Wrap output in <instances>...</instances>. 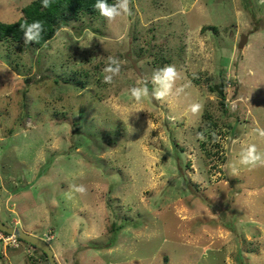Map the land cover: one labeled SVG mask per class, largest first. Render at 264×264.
Masks as SVG:
<instances>
[{
    "label": "rangeland",
    "instance_id": "obj_1",
    "mask_svg": "<svg viewBox=\"0 0 264 264\" xmlns=\"http://www.w3.org/2000/svg\"><path fill=\"white\" fill-rule=\"evenodd\" d=\"M29 1L0 0V19ZM129 9L0 41V219L58 264H264V164L241 163L264 155V0ZM17 242L0 264H50Z\"/></svg>",
    "mask_w": 264,
    "mask_h": 264
},
{
    "label": "trees",
    "instance_id": "obj_2",
    "mask_svg": "<svg viewBox=\"0 0 264 264\" xmlns=\"http://www.w3.org/2000/svg\"><path fill=\"white\" fill-rule=\"evenodd\" d=\"M102 2V0H101ZM112 6L116 0H105ZM98 0H30L21 7L22 14L13 21H5L0 19V41L10 40L11 42L21 43L20 50L25 47H41L45 42L51 39L58 28L67 25L71 19H76L80 13H96L100 12L96 5ZM39 23L40 29H33V35L36 39L31 42H25V31L21 29V25H32ZM211 28L217 31L215 24H207L203 29ZM79 81V80H77ZM209 117V115L207 114ZM212 123H215L212 121ZM9 134L15 131L14 127H8ZM115 228H120L122 224L112 222ZM23 240L22 238H17ZM25 241V240H23ZM91 246H98L94 241H90ZM45 256V252H42Z\"/></svg>",
    "mask_w": 264,
    "mask_h": 264
},
{
    "label": "clouds",
    "instance_id": "obj_3",
    "mask_svg": "<svg viewBox=\"0 0 264 264\" xmlns=\"http://www.w3.org/2000/svg\"><path fill=\"white\" fill-rule=\"evenodd\" d=\"M45 4H47V0H45ZM97 9H99L100 14L107 18L109 21H112L117 16L128 13L129 9V0H118L116 5L109 6L105 0H98L96 5ZM21 29L25 31V42H31L32 40L36 39V36L33 35V29L39 30L40 25L39 23H34L32 25H21ZM118 70V69H117ZM106 71L112 72L114 71L112 68L106 69ZM174 69L168 68L165 69V77L170 80L174 76ZM110 79V77L108 78ZM134 94L138 95L139 91L134 90ZM164 93H157V98H160ZM241 163L244 165H256L257 163L264 164V155L258 154L256 147L250 146L246 152V154L241 159ZM4 222V221H3ZM5 223V222H4Z\"/></svg>",
    "mask_w": 264,
    "mask_h": 264
},
{
    "label": "water",
    "instance_id": "obj_4",
    "mask_svg": "<svg viewBox=\"0 0 264 264\" xmlns=\"http://www.w3.org/2000/svg\"><path fill=\"white\" fill-rule=\"evenodd\" d=\"M248 35L245 33H242L240 35V38L238 40V47L243 46L245 41L247 40ZM214 87L216 90L220 93H222V82L214 83ZM0 193H1V182H0ZM0 228L8 233L14 234L17 238H22L23 240L31 243L34 246L39 247L42 251L45 252L47 259L50 264H58L55 254L53 252V248L49 245L48 241L44 238L37 236L34 233H31L24 228H22L20 225H13V224H6L0 219Z\"/></svg>",
    "mask_w": 264,
    "mask_h": 264
},
{
    "label": "built area",
    "instance_id": "obj_5",
    "mask_svg": "<svg viewBox=\"0 0 264 264\" xmlns=\"http://www.w3.org/2000/svg\"><path fill=\"white\" fill-rule=\"evenodd\" d=\"M0 240H2L4 245L6 244L16 245L18 243L17 242L18 239L14 234L8 233L1 228H0Z\"/></svg>",
    "mask_w": 264,
    "mask_h": 264
},
{
    "label": "crops",
    "instance_id": "obj_6",
    "mask_svg": "<svg viewBox=\"0 0 264 264\" xmlns=\"http://www.w3.org/2000/svg\"><path fill=\"white\" fill-rule=\"evenodd\" d=\"M22 227V226H21ZM23 228V227H22ZM32 233V232H31ZM38 236V235H37ZM41 237V236H40ZM43 238V237H42ZM45 239V238H44Z\"/></svg>",
    "mask_w": 264,
    "mask_h": 264
}]
</instances>
